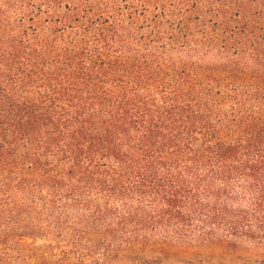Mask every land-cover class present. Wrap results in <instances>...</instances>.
Segmentation results:
<instances>
[{"label": "trees", "instance_id": "trees-1", "mask_svg": "<svg viewBox=\"0 0 264 264\" xmlns=\"http://www.w3.org/2000/svg\"><path fill=\"white\" fill-rule=\"evenodd\" d=\"M196 223L264 231V0H0V263Z\"/></svg>", "mask_w": 264, "mask_h": 264}, {"label": "rangeland", "instance_id": "rangeland-1", "mask_svg": "<svg viewBox=\"0 0 264 264\" xmlns=\"http://www.w3.org/2000/svg\"><path fill=\"white\" fill-rule=\"evenodd\" d=\"M200 197L205 201V196ZM248 199L243 196L232 204L240 208L248 205ZM125 235L128 232L121 233ZM149 237L153 243L138 246L108 264H260L264 261V231L257 229L235 231L228 225L196 223L188 233L175 228ZM28 243V247H11L3 264H107L102 261V251L91 257L87 246L76 248L42 239Z\"/></svg>", "mask_w": 264, "mask_h": 264}]
</instances>
